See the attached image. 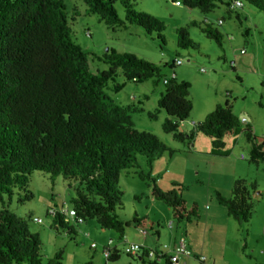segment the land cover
Listing matches in <instances>:
<instances>
[{
  "label": "trees",
  "instance_id": "1",
  "mask_svg": "<svg viewBox=\"0 0 264 264\" xmlns=\"http://www.w3.org/2000/svg\"><path fill=\"white\" fill-rule=\"evenodd\" d=\"M81 1L86 14L99 16L112 28L135 25L164 41V24L137 11L131 0ZM172 1L203 14L224 2ZM227 1L229 8L233 0ZM239 1L264 12V0ZM115 3L125 10L123 20L115 11ZM74 18L62 0H0V264H43L40 238L29 229L31 218H20L8 208L14 196L20 204L33 198L27 187L34 172L47 174L51 180L62 177L76 185L71 199L76 224L78 220H95L101 229L122 235L127 224L116 216L123 196L118 187L120 174L138 167L139 156L150 165L161 154L174 153L154 134L135 129L130 108L116 104L105 92L118 70L127 81L141 83L159 77L160 69L134 54L110 51L99 58L108 70L92 73L89 54L72 36L70 21ZM200 29L220 44L222 36L211 24L203 21ZM177 34L178 47L197 48L185 29H178ZM164 88L158 108L167 115L165 133L178 142L191 141L201 133L211 139L215 155H222L223 138L228 132L243 134L250 145L248 162L264 168V140L251 127L242 126L228 101L217 105L203 121L194 124L189 134H184L179 124L192 111L190 85L173 76ZM119 90L120 86L113 89ZM149 117L156 118L154 114ZM140 178L144 176L140 174ZM256 188L255 183L248 185L240 179L234 182L230 198L217 195V201L230 218L245 224L252 217L251 195ZM151 189L152 195L171 209L175 221L198 217L195 208L187 210L179 189L162 191L155 185ZM133 222L141 225L142 221L134 218ZM51 227L70 236L75 234V225L65 224L62 214L53 217ZM118 259V252L112 250L108 263L117 264ZM46 264H62V251Z\"/></svg>",
  "mask_w": 264,
  "mask_h": 264
},
{
  "label": "rangeland",
  "instance_id": "2",
  "mask_svg": "<svg viewBox=\"0 0 264 264\" xmlns=\"http://www.w3.org/2000/svg\"><path fill=\"white\" fill-rule=\"evenodd\" d=\"M62 1L70 16L76 13L74 20L70 21L72 36L89 54L88 64L92 73L108 70V65L99 58L111 50L134 54L160 69L159 77L141 83L127 81L122 71L118 70L105 89L116 104L130 108L129 114L135 129L154 134L174 151L172 155L161 154L150 165L145 157L139 156L138 167L120 174L118 187L123 196L121 206L116 210L118 220L121 222L123 219H130L132 225H135L131 220L135 213L138 216L151 210L153 207L149 200L153 185L162 191L176 188L180 190L179 194L186 202L187 210L195 208L198 215L196 218L191 217L188 222L184 221L193 226V231L179 237L185 239L186 256L196 259L198 264H214L216 259V264H264V197L253 199L252 193V217L244 224L226 216V209L217 205V195L214 192L215 187L224 189L225 181L232 171L236 169L245 173L249 166L250 145L245 136H224L222 155L205 152L203 148H212L209 137L198 133L191 141H175L171 134L163 131L167 115L158 108V100L165 89L163 81L175 74L178 82L189 83L188 99L192 103L189 118L179 124L180 132L189 134L194 129L192 122L196 124L203 121L206 114L225 101L229 102L232 113L239 121L242 118L246 120L249 111L255 108L254 101L261 89V81H264V12L245 1L242 2L243 8L235 9L233 13L227 12L228 1L224 0L213 12L203 14L198 9H187L181 2L177 6L172 0H131L137 11L164 24L162 42L156 33L147 34L135 25H127L126 28L106 25L99 16L86 14V5L81 0ZM114 8L118 17L123 20L125 10L122 5L115 3ZM219 19H223L222 25L218 24ZM205 20H208L213 30L221 34L220 44L202 33L200 27ZM178 29L187 31L189 38L197 45L196 49L178 47ZM176 59L182 65L175 66ZM202 69L204 72H201ZM115 86H120V90L114 92ZM149 114H154L156 118H150ZM242 126L244 127L243 124ZM234 140H238V144L234 145ZM194 141L196 148L188 150L186 144ZM226 149L230 150L228 155L223 154ZM241 155L245 157V161L240 159ZM251 168L255 170V167ZM259 170L257 176H264V169ZM140 174L144 176L143 179ZM254 175V171H251L250 179H254ZM171 179H177L175 184H172L174 180ZM181 179L184 182H180ZM249 183L247 182L248 185ZM75 187L73 182L62 177L51 180L47 174L34 172L27 187L33 198L20 204L17 196H14L8 208L20 218H31L29 229L39 235L43 264L58 251H62V264H109L104 258L101 241L108 238L103 235L105 232H112L117 237V231L101 229L95 220L76 224L77 233L71 236L51 227L53 218L49 210L71 209ZM218 206L224 215L221 218L216 212L211 223L214 224L213 231L205 235L202 230V210L206 212L210 209L213 213V209ZM151 212L150 217L156 215L163 218L170 215L169 220L176 222L171 218V209L162 201L157 200ZM35 218L41 219L42 223L33 222ZM189 241L197 244V249H190ZM93 243L97 246L95 250L91 248ZM160 243L161 247H168L167 240H161ZM245 244L247 246L243 248ZM203 245L209 252L202 251ZM123 249L124 246L122 257L127 260ZM201 256L206 258L203 263L198 259Z\"/></svg>",
  "mask_w": 264,
  "mask_h": 264
},
{
  "label": "crops",
  "instance_id": "3",
  "mask_svg": "<svg viewBox=\"0 0 264 264\" xmlns=\"http://www.w3.org/2000/svg\"><path fill=\"white\" fill-rule=\"evenodd\" d=\"M233 11L234 10H230L227 7L228 13H233ZM75 15H76V13H75ZM236 18H239L238 15H236ZM219 20H223V19H219ZM207 21L205 20V22H207ZM219 25H222V24H219ZM111 51L118 53L115 50H111ZM173 75L176 77L175 74H173ZM262 76H263V74H262ZM261 82H262L261 89L259 91V94H257V97L254 101L255 108L252 111H249V114H247L246 123L243 125L251 127L253 130V133L257 137H259L260 139L264 140V81L262 80ZM145 98H147V97H145ZM208 114L205 115L204 119L206 118V116ZM243 119L244 118H242L241 120H243ZM194 124L195 123L192 122V126H194ZM227 135H230V136L233 135V137H237L240 134L235 133L234 131H230L225 136H227ZM237 141L238 140H234V145L238 144ZM186 146H187V149L191 151V150L196 148V142L194 141L192 144L187 143ZM211 146H212V143H211ZM224 146H225V144H224ZM203 150H206L205 152H212V148L211 149L210 148L209 149L203 148ZM229 153H230L229 149H226L223 152L224 155H228ZM240 159L245 161V158L242 159L241 156H240ZM168 163L169 162H167V164ZM251 167H255V170H253V168H251ZM260 168H263V166H261V165H259V166L253 165L252 166L251 164H249V166L245 170V173H243V172L240 173V171L235 169L234 171H232V173L229 174L228 179L225 181L226 184H225L224 189H221L220 187H215L214 192L216 193V195H221L224 198H228L227 196H230L231 191H232V187H233L235 181L240 180V179L249 180L247 182H250L249 184H251V182H252L251 180H253V182L256 183V185H257L256 191L253 192V199L258 200V199L264 197V183H262V182H264V176H261V177L257 176L260 173V170H259ZM251 171L252 172L254 171V173H255L254 179H250ZM171 180H174L172 182V184H175V181H177V179H171ZM180 182H184L183 179H181ZM261 184H263V185H261ZM150 194H151V198L149 201L151 203V206L154 208L156 206L157 199L152 195V190H151ZM217 205H220L218 203V201H217ZM153 208L151 210H147L146 213H142L141 215L137 216L136 213L133 215L131 220H133L134 218H138L140 221H142L141 225H138V224L132 225L130 219H123L121 222L123 224H127V226H126L127 229L123 230L122 235L117 233L118 234L117 237H114L112 232H108V233L105 232L103 234L104 236H108V238L103 239L101 241L102 248L103 249L106 248L109 245V243H111L113 250H116L119 254V259L117 261V264H171L169 260L171 257H176L174 250H175V246L177 244L179 237L183 234L186 235L189 232L193 231V226H190V224H185V222H183V223L179 222L178 223L176 221V222L172 223L169 220L170 215L168 217H163V218H160L156 215H153V217L152 216L150 217V215H152L151 211L153 210ZM221 211L222 210L219 208V206L216 207L215 209H213V213H212V211H210V209H208V211H206V212L204 210H202V216L204 219L202 222L203 223L202 230H203L205 235L209 231H213L212 227L214 224H211L213 216L215 219V215H217V213H218L221 218L223 217L224 214ZM226 216L228 218H230L227 215V212H226ZM171 218H172V214H171ZM230 219H232V218H230ZM162 222H166V223L164 224ZM170 222H171V227L168 226ZM80 230L85 231L86 228H80ZM74 231H75V233H77L76 229H74ZM98 233H99V230H98ZM161 240H167L168 241V248L166 250H164L166 252V256L163 258L157 259L155 261H149L145 254H140L138 256H129L125 252L124 253L127 255L128 259L124 260L122 257L121 251H122L123 246H125L126 244H128L130 242L142 245L148 249L160 250V249H162L161 243H160ZM99 241H100V239H99ZM188 243H189L190 249L191 248L194 250L197 249V244H195V243L192 244L191 241H189ZM243 246H244L243 248H245L247 245L245 244ZM202 251L203 252H209L208 249L205 248L204 245L202 247ZM177 262L179 264H198L196 259H194L192 257H188V256H178ZM216 263H217V259L214 261V264H216Z\"/></svg>",
  "mask_w": 264,
  "mask_h": 264
},
{
  "label": "built area",
  "instance_id": "4",
  "mask_svg": "<svg viewBox=\"0 0 264 264\" xmlns=\"http://www.w3.org/2000/svg\"><path fill=\"white\" fill-rule=\"evenodd\" d=\"M173 2V1H172ZM175 5L179 6L180 2H173ZM243 4L241 1L239 0H233L230 3V10H235V9H239L242 8ZM223 20H219L218 23L222 24ZM241 54H244V51H241ZM182 65V62L179 59L175 60V66H180ZM201 72H204V70L202 69ZM174 76V75H173ZM172 76V77H173ZM168 80H164L163 84H166ZM242 124L246 123V120L243 119L241 121ZM241 158L244 159L245 157L243 155H241ZM49 214L52 216V218L56 215V214H62L63 215V220L65 224H68L69 226H74L76 225V213L75 210L73 208L69 209L68 211H54V210H49ZM33 222L41 224L42 220L41 219H33ZM82 220H78L77 224L82 223ZM169 227H171V222L168 225ZM86 237H88V234H86ZM91 248L95 249L96 248V244H91ZM168 247L166 245L162 246V249L160 250H156V249H148L142 245L139 244H135V243H128L124 246V252L129 255V256H138L140 254H145L147 259L149 261H155L157 259L163 258L166 256V252L164 250H166ZM112 246L111 243H109V245L103 249V255L104 258L108 261L112 255ZM175 254L176 257H171L170 258V263L171 264H179L177 262V257L178 256H186L187 255V250H186V245H185V239L184 237H181L178 241L177 244L175 246ZM200 262H205L206 258L204 256H201L198 258Z\"/></svg>",
  "mask_w": 264,
  "mask_h": 264
}]
</instances>
